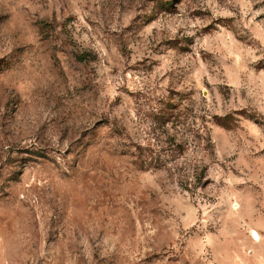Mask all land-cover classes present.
<instances>
[{
    "label": "rangeland",
    "instance_id": "1",
    "mask_svg": "<svg viewBox=\"0 0 264 264\" xmlns=\"http://www.w3.org/2000/svg\"><path fill=\"white\" fill-rule=\"evenodd\" d=\"M0 264H264V0H0Z\"/></svg>",
    "mask_w": 264,
    "mask_h": 264
},
{
    "label": "trees",
    "instance_id": "2",
    "mask_svg": "<svg viewBox=\"0 0 264 264\" xmlns=\"http://www.w3.org/2000/svg\"><path fill=\"white\" fill-rule=\"evenodd\" d=\"M172 3H170V5ZM169 105H170L171 110L167 111L164 114V117H167L166 118L167 121H172V123L174 124V122H175L174 118H176V116H177V114H175L173 111V108H175V106H174V104H169ZM198 137H200V142H201L200 146L202 147V149H205V147L209 145L210 139L209 138L206 139L202 135V132H200ZM185 143H186V141H184L183 143H180V144H175V142L173 143L172 141L169 140V144L167 147L162 146V149H158L156 151L149 149V150H147V153L146 152L141 153L137 162L139 163L140 167H142V168H150V167L165 168V169H168L169 171H171V173L173 175H175L177 173L176 172L177 168L172 165V161L176 160L177 155L183 154V152L185 151V146H186ZM173 145H176L178 147V150L173 148L172 147ZM161 151H165V153L164 152L161 153ZM205 169H206V167L199 168L198 166L194 169V171H195L194 175H195V177H198L197 180L199 182L202 181L203 175L205 173Z\"/></svg>",
    "mask_w": 264,
    "mask_h": 264
}]
</instances>
